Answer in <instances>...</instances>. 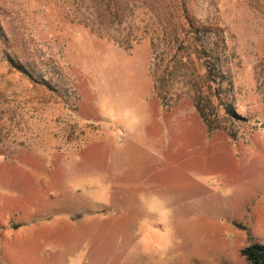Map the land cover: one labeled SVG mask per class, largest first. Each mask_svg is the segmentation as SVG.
<instances>
[{"label":"rangeland","instance_id":"1","mask_svg":"<svg viewBox=\"0 0 264 264\" xmlns=\"http://www.w3.org/2000/svg\"><path fill=\"white\" fill-rule=\"evenodd\" d=\"M255 243L264 0H0V264H249Z\"/></svg>","mask_w":264,"mask_h":264},{"label":"trees","instance_id":"2","mask_svg":"<svg viewBox=\"0 0 264 264\" xmlns=\"http://www.w3.org/2000/svg\"><path fill=\"white\" fill-rule=\"evenodd\" d=\"M138 39V36H135L126 42L124 45L131 42H135ZM123 45V43H121ZM241 253L245 256L249 264H264V245L263 244H251L245 246L241 249Z\"/></svg>","mask_w":264,"mask_h":264}]
</instances>
